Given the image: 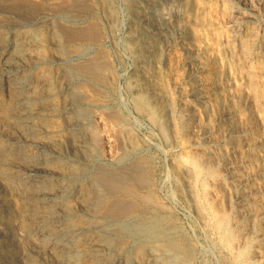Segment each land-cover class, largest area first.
Returning <instances> with one entry per match:
<instances>
[{
    "label": "bare ground",
    "instance_id": "1",
    "mask_svg": "<svg viewBox=\"0 0 264 264\" xmlns=\"http://www.w3.org/2000/svg\"><path fill=\"white\" fill-rule=\"evenodd\" d=\"M67 1L71 2V6L78 9L77 11L85 6L84 0ZM201 1L127 0L129 16L127 15V19L120 16L119 23L125 28L126 50L134 59L131 58L133 60V65L131 64L133 91L129 90L132 91L131 94L129 92V97L134 104L133 110L146 113L152 123H156L158 119L156 115L167 117V119H173L175 116L176 100H173L174 97L171 99L170 92L164 90L162 79L170 73L169 56L174 49L184 53L183 63L194 62L196 56L193 53L197 50L194 49V41L189 37L188 29L190 21L195 20L197 9L199 8L200 11ZM50 3L62 5L65 1L0 0V16L9 19L7 22L10 21L13 28L16 24H21L23 27L35 25L33 21L35 10L48 7ZM88 3H90L89 0ZM114 3L109 0L107 4L104 0L102 3H96L95 9L101 18L107 14L112 15L111 13L115 10L116 15L113 18L115 23H118L117 15L120 12H116ZM175 4H178L176 12L169 11L171 7H175ZM190 10L192 14L194 13L191 17ZM59 19L60 21L56 23H48L50 17L47 16L43 20L45 27H42L41 31L34 29L29 34L17 32L7 41H4L0 35V190L8 195V199H5L0 193V236L10 235L17 249L14 252L8 244H2L0 264H199V261L208 254L209 247L198 249L192 243L184 226L173 219L174 214L166 207L167 204H164L159 195L156 176L149 165L150 160L148 161L147 157L144 158V153H137L136 156L130 153L137 146V140L133 138L131 128H142L143 122L134 117L132 107L128 105L129 102L122 100L118 104V107L122 106L125 113L118 109L114 114L110 112L109 116L117 131L118 141L124 147L129 146L131 151L117 160L116 167L107 166L100 160L98 162L93 159L92 153L94 154V149L99 142V133L91 121L87 120L86 115L91 114L88 108L97 106L100 100L104 101L100 95L101 92L93 90L95 89L93 85L97 82L107 85L104 74L110 72L108 71L110 65L99 63L98 58L95 57L81 62L85 48L83 51L76 52V50H70V46L79 44L82 46L86 42L95 41L97 37L95 31L70 26V16L65 11ZM104 22L106 23V20ZM72 24L79 25V22L74 19ZM91 26L95 27L96 24ZM248 31L246 39H242L245 51L240 52H244L248 59L255 57L256 60L261 58L264 60V30L260 32L259 39H255L257 35L254 31ZM250 37L253 38L250 39ZM181 54L178 55L181 56ZM42 55H45L44 59H41ZM73 60L78 63L73 64ZM203 63L205 64L204 61ZM192 66L191 64L190 68ZM196 67V71H206L202 63ZM189 72L191 76L192 72L190 70ZM209 81L206 83L204 81L203 84H198L200 82L197 81L198 83L191 87L188 93L191 104L185 111L190 116H195L197 109L209 119L206 127L196 126L199 132L195 135L197 138V141H194L195 148H202L203 144L209 142L208 139L218 132L219 137L213 138L214 142H212L216 146L222 144V150L225 152L223 154L220 150L218 152L213 148L212 153L210 152L211 154L207 156L208 161L203 159L206 155H202V161L199 162L196 159L182 161L180 154H177L180 157L178 168L181 171L183 186L190 198L195 201L198 198L196 195L198 192H194V186L201 173L197 170L200 166H205L207 175L215 184L211 183L214 186V193L217 191L215 186L219 181H224L226 186L228 184V187L235 192V196L231 195L234 196L232 198L235 199L237 213L231 228L235 227L233 230L236 232L234 234L237 247L235 246L236 250L232 252L222 253L217 243L213 249H210L219 255L216 257L218 264H237L243 254L248 251L249 253L246 254L248 258L241 261L242 264H264V115L257 112L259 114L256 120L245 121L247 130L239 129L238 116L235 117L233 111L224 108L225 101L222 103L217 99L218 91ZM247 82H249L248 79ZM84 83L91 86L88 87L92 89V92L94 91V98L87 99L90 96L88 94L86 95L89 97L85 96L83 92ZM115 87L110 86L113 94L116 92ZM180 91L182 95V90ZM253 100V106L256 107ZM219 112L220 117L217 118ZM101 114L103 117V113ZM250 116L247 115V117ZM243 118L245 119V116ZM98 120L95 121L98 122ZM199 122L201 124L200 120ZM100 136L103 137L102 133ZM182 136L184 138V135ZM242 136H247V139L243 141ZM190 138L193 136L190 135ZM238 139L239 142L242 139L241 144L246 151V153L241 152L245 155L243 161L245 170L242 171L239 170L236 161H230L234 160V157L232 158L234 151L230 149H233L235 143L232 146L224 145L227 140L230 143ZM172 146L174 145L170 148ZM194 212L200 226L207 227L200 207L195 206ZM208 219L213 220V218ZM215 220L217 221V218ZM212 228L221 236L216 237L223 240L224 220L219 219Z\"/></svg>",
    "mask_w": 264,
    "mask_h": 264
},
{
    "label": "rangeland",
    "instance_id": "2",
    "mask_svg": "<svg viewBox=\"0 0 264 264\" xmlns=\"http://www.w3.org/2000/svg\"><path fill=\"white\" fill-rule=\"evenodd\" d=\"M63 1H65V3H62V5L61 4L59 5V4H56V3L55 4L54 3L53 4L50 3V5L48 7L38 8L37 10H35L36 13H38V12L41 13V14L40 13L36 14L34 12L33 21H35L34 22L35 25H28L27 27L24 26L25 28L21 24H16V27L13 28L12 24H10L11 22L10 21L7 22V20H9V19H7V18L4 19L2 16H0V35L2 36L4 41H7V39H9L11 36H13L14 33H17V32L20 33V34H29L34 29L35 30L39 29V31H41L42 27H45L44 26L45 25V23H44L45 21H43V20L47 16L50 17V20L48 21V23H50V22L56 23V22L60 21L59 17L61 15H63L64 11H65V13H67L70 16V19H69L71 21V25L70 26H73L75 28H83V29H87V30L90 29V30H94L95 31L94 33H96V36H97L95 41L86 42L82 46L80 44L76 45V46L71 45L70 46V50H76V52L78 50L80 52V51H83L84 48H85V50L83 51L84 53L82 55V59H80L81 62H84L87 59L95 57V58H98L97 61L99 63L101 62V63H103V64H105L107 66L110 65L108 67L109 68L108 71H110V72L104 74V77H105L104 80L105 81L107 80L106 81L107 85H105V83H102V82H97V83H95L93 85L94 88H95L93 90H97L99 93L101 92L100 95L102 96V100H104V101L100 100L97 106L88 108V109H90L92 115L90 114L91 117L89 115H86V118H87V120L89 122L91 121L92 125L95 127V129L99 133V135H98L99 136V139H98L99 142H97V145L95 147L96 149H94V154L92 153V155L94 156L93 159H95L98 162L100 160L102 163L106 164L107 166L109 165V166L116 167L117 166V160L121 156H124L125 154L126 155L129 154V152L131 151L129 146H127L128 148L124 147L118 141V139L116 137L117 136V131L114 129L113 122H111L112 121L111 120V116H109L111 114L110 112H112L114 114L118 109H120L122 112L125 113V111L123 110L122 106L118 107V104L122 100L126 101V103L129 102L128 105L131 106V107H132V105H134L131 97H129L130 94L133 91V89H131L132 88V83H131V72L132 71H131V69H132V65H133V60L134 59H133V56L131 55V53L126 50L125 28H124V26L121 25V23H119V19L121 17L124 18V19L128 18V16H129V14H128L129 13V8H128L129 5L127 3V0H125V1L124 0H112L113 3L115 2L114 3V8L116 9V12L117 11L120 12V13H118L119 17L117 15L118 23H115V19L113 18V16L116 15L115 14V10H114L113 13H111L112 15H108L107 14L105 17L103 16L102 18L96 12V9H95L96 6H97L96 3H98V2L102 3L104 0H89L90 3H88V0L87 1L84 0L85 1V3H84L85 6H83V8H79V11H77L78 9H76L75 7L71 6V2H68L67 0H63ZM105 1L108 4L109 0H105ZM202 1H204V2H202ZM202 1H201V5L199 6L200 7V11H199V8L197 9V14H196L197 19L195 17L194 21H190V27L188 29L189 37H191L193 39V41H194V47H195L194 49L197 50L195 53H193V55L195 54L194 56H196V57H194L195 58L194 62L183 63V59H184V56H185L184 53H182L181 51H178L177 49H174L171 52L173 55L170 54V56H169V59L172 60V61L169 60V64H170L169 66H171L170 73H169V75H166V77L164 79H162V81L164 80L163 82L165 83V84L162 83L163 87H164V90L166 89V91L170 92L169 96H171L170 97L171 99H172V97H174L173 100H176L175 103H174L175 104V116L173 117V119H170V118L167 119V117L162 116L163 117L162 118L161 116H159V115L157 116L156 115V117L158 119H156V123H154V122L152 123L150 121V119L147 118L148 116L146 115V113H140V112H138V111H136L134 109L136 111L135 112L133 110V107H132V110H133L132 112L134 114V117L136 116L140 121L143 122V127L142 128H138V129L136 127H132L131 128L132 129L133 138H135L137 140V142H136L137 146L135 148L136 150L134 149L135 152L131 151L130 153L134 154L133 156H136V155H138L140 153H142V154L144 153V155H145L144 158L147 157L148 161L150 160L149 161V165H150L151 170L154 171V176H156L155 177V181H156L157 187L159 188L160 197L162 198L164 204L165 205L167 204L166 207H168V209L172 212V214H174L173 219L176 220L177 223H180V224H182L184 226L187 234L191 237L192 243L194 245H196L198 249H201L202 247H204V248H206V247L208 248L209 247L208 250L211 253H213L211 249H213L215 247V245L218 243L219 247L221 248V252L222 253H226V252L229 253V252H232V251L236 250V247H237V245L235 244L236 243L235 242L236 236L234 234L236 232L233 230L235 227L231 228V226L234 225V221L233 220H234V218L236 216V213H237V211L235 210V207H236L235 206V199H233L234 196H235L234 190L229 188L228 184L226 186V183L224 181L223 182L219 181V183H216L217 186H215V187L217 188V191H216V193H214L215 191H213V187H214L213 185H215V184L212 183V180L209 178V175H207V169L205 168V166L203 167V166L199 165L200 167L198 166L199 168H197V170H198V172H201V173L199 174V178H198V180L195 183L196 185L194 186V192L195 191L198 192V193L195 192V193H197L196 195L198 196V198L194 201L193 199L190 198L188 193L185 191V188L183 186L184 185L183 184V180L181 178V171L178 168V166H179L178 162L180 160V157H181L182 161L183 160L193 161V159H196L199 162V161H202V159H201L202 155H206V156L203 157V159L208 161L207 160V156H209V154L212 153L213 148L217 149L218 152L220 150V152L223 153V154L225 152L224 150H222L223 149V145L222 144L219 145V146H216V145L213 144V142H214L213 138H215L216 136L219 137V133L218 132L213 134L212 138L210 137L208 139L209 142H205L203 144L202 148H199V147L195 148L196 144H195L194 141H197V138L195 137V135H196V132H199V128H197V127L198 126L200 127V125L201 126L203 125L204 127H206L208 122H209V119L206 116H204L202 112H198L197 109H196L197 112L195 111V113H196L195 116H192V115L190 116V114H187V112H186L187 109L190 107V104H191V102H189L190 101V99H189L190 96H189L188 93L190 92L191 87L195 83L200 82L198 84H203L204 81H205V83L208 82V80L211 81V83H212L213 87L215 88V90L218 91L217 99L220 102H222V103L225 101L224 102V106L225 105L226 106L224 108H228L231 111H233L235 113V117L238 116L237 117V121L239 120L238 122L240 124L237 121L236 122H237V127L239 126L238 127L239 129H243L244 128V130H247L248 126H247V124L245 126V124H244V123H246L245 121H247L249 119L250 120L252 119L253 121L256 120V118L258 117V114H259L257 112H261L262 115H264V109H263L264 105H262V103L264 104V97H263L264 96V92H263V90H264V87H263L264 86V84H263V82H264V78H263L264 77V60L262 58H261V60L260 59L256 60L255 57H252L251 59H248V58L245 57L246 54H244V52H240V51L244 50V47L242 46V41L244 39H246V35L249 33L248 30L254 31V33H256L255 35H257V36H255V39H259L260 32L264 30V0H259V1L258 0H202ZM126 3H127V5H126ZM87 4H89V5H87ZM118 5H119L120 8L118 7ZM176 5L178 6V4H175L174 5L175 7H171L169 11L175 10V12H176V9H177ZM63 7H65V8H63ZM89 7H91V8L88 9ZM121 8L124 9V10H122ZM72 10H73V12H72ZM200 12H202V13H200ZM193 14H192V11L190 10L189 11L190 17ZM81 15H83V16L81 17ZM93 17H95V18H93ZM74 19L79 22V25L72 24V21ZM84 20H85V22H84ZM105 20H106V23L104 22ZM113 21H114V23H113ZM195 21H199V22L196 23ZM94 23L96 24V26H95ZM91 25H93L95 27H92ZM19 27H21V28H19ZM190 30L192 32H190ZM112 32H113L114 35L112 34ZM109 33H111V34H109ZM196 34H197V36H196ZM213 34H214V36H213ZM105 36H107V37H105ZM196 37H198V39H196ZM214 37H216L217 39L216 38L214 39ZM252 38L253 37H250V39H252ZM214 40L216 42H214ZM94 42H95V44H94ZM101 42H103V43H101ZM104 43H106L107 45L104 44ZM121 44L122 45L124 44V45L122 46ZM196 44L199 46V49H197L198 46ZM202 47H204V48H202ZM77 48H80V49H77ZM88 49L90 50V52H89ZM201 50H204V51H201ZM197 52H199L198 53L199 55L197 54ZM239 53H241V55ZM178 54H181V56L178 55ZM102 55H104L105 57L102 56ZM119 55L121 56V58H120ZM87 57H89V58H87ZM42 58L44 59L45 55H42L41 59ZM201 59H202V61H201ZM119 60H121L122 62L119 61ZM104 61L106 63H104ZM203 61L205 62V64L203 63ZM72 63L75 64V63H78V61L73 60ZM199 63H202L205 66V70L206 71H204V72L196 71L197 70L196 66ZM191 64L193 65L192 68H190ZM258 67H260V68H258ZM189 70L192 72L191 73L192 79H191ZM188 72H189V75H188ZM222 72H224V73H222ZM111 75H112V77H111ZM213 76H214V78H212ZM113 77L115 78V80H114ZM219 77H220V79H219ZM208 78H210V79H208ZM215 78L217 79V81H216ZM206 79H207V81H206ZM247 79H248L249 82H247ZM256 79H257L258 82L256 81ZM259 79H261V80H259ZM112 80H113V82H112ZM166 81L169 82V83H167ZM260 81H261V83H259ZM100 83H102V84H100ZM108 83H110V84H108ZM171 84H172V86H171ZM258 84H260V85H258ZM109 85L113 86V87L116 86L115 87V91L116 92L114 94H113V89H111ZM88 86L89 85H86V83H84L83 87L85 89L84 90L82 89V90H83L85 96H87L86 94H88L90 96V97L87 96V97H89L87 99L94 98L93 97L94 91L92 92V89L89 88L91 86H89V87ZM108 86H109V88H108ZM99 90H101V91H99ZM110 90H112V91H110ZM129 90H132V91H129ZM180 90H182V93H183L182 95L180 93L181 92ZM102 92L103 93L105 92L106 94L105 93L103 94ZM110 92H111V94H110ZM129 92H130V94H129ZM226 93H228V94H226ZM108 95H109V97H108ZM115 98H116V100H115ZM251 99L252 100L254 99L253 102L256 103V104H254V105H256V107L253 106V103H252ZM183 105H185V107H183ZM107 106H109L110 108L107 107ZM177 107H179V108H177ZM229 107H231V108H229ZM205 108H207V107H205ZM256 108H258L257 109L258 111L254 110ZM259 108H261V109H259ZM105 112H106V114L104 115ZM101 113H103V117H102ZM255 113H257V114H255ZM246 114L248 116H250V115L251 116L247 117ZM104 116L107 117V119ZM180 116H181V118H180ZM184 116H186V117L184 118ZM244 116H245V119L243 118ZM218 117H220V112H219V114H217V118ZM252 117H254V118H252ZM182 118H183V120H182ZM95 120L96 121L98 120V122H96ZM171 120H172V122H171ZM199 120L201 121V124H200ZM196 124H198V125H196ZM169 125H171V127ZM241 126H242V128H241ZM149 127H151V128H149ZM157 127H159V128H157ZM193 127H195V129L196 128L197 129L195 130ZM101 128H102V130H100ZM173 128H174L175 131L173 130ZM191 132H193V133L191 134ZM101 133H102L103 137L100 136ZM181 134L184 135V138H185L186 142H185V140H183L184 138H183V136ZM171 135H172V137H171ZM190 135H191V137L193 136V138H190ZM181 137L183 139H181ZM241 138L244 141L245 139H247V136H242ZM187 139L190 140V142ZM165 140H167V141H165ZM210 140H211V142H210ZM241 140H240V142H239V139L235 140V141L232 140V141H230V143L227 140L226 144L224 143V145L232 146L235 143L233 145V149H230V150L234 151V154L232 155V158L234 157L233 158L234 160H230V161H232V162L236 161V163L238 164V168H240L239 170L242 171V170H245V168H244L245 164H243L244 163L243 161L245 159V155L242 154V153L243 152L246 153V151L244 150V148H243V146L241 144ZM236 141H238V142H236ZM171 145H174V146H172L170 148ZM176 146H177V148H176ZM235 147H236V149H235ZM192 150L193 151L195 150V151L192 152ZM177 154L178 155L180 154L179 155L180 157ZM195 154H196V156H195ZM173 155H175V156H173ZM190 156L192 157V159L190 158ZM174 157H176V158H174ZM177 157H179V158H177ZM182 157H183V159H182ZM170 161H172V163ZM192 169L194 170L193 166H192ZM221 171H223V169H221ZM177 173H179V175H177ZM169 175H170V177H169ZM222 175L223 176L225 175L224 172H222ZM200 182H202V183H200ZM210 187H212V188L210 189ZM228 188L230 190H232V191H230ZM201 189H202V191H201ZM211 192H213V193H211ZM232 192H234V193H232ZM0 193H1V196H3L5 199H8V195L4 191H1ZM208 193H210V194H208ZM231 194L234 195V196H232ZM213 196L215 197V201H214V197ZM228 196H229L230 199L232 197L233 198L230 200L228 198ZM205 197L206 198L209 197V198L206 199ZM218 200L219 201L221 200L222 203H220L221 201L219 202ZM192 202H194V203H192ZM205 202H206L207 205L205 204ZM195 206L200 207L201 213L204 214L202 217H203V220H205L204 222L207 224L206 225L207 227H201L200 223L198 222V220L195 219V217H197V215L194 212ZM210 207L211 208L213 207L214 210L211 209ZM220 209H222V210H220ZM187 211H188V213H187ZM215 214H217V216H215ZM212 215H213V217H212ZM205 217L207 218V221H206ZM208 218H211V219L213 218V220H210ZM216 218H217V221L219 219H221V220L223 219L224 220V228H223L224 232H223V237H222L223 240L220 239V238H217V237H221V236L219 235V233L214 232V230L212 228L214 223L217 222L215 220ZM192 219H193V221H192ZM209 220L211 222L213 221L212 224H211V222ZM210 226H211V228H210ZM204 229L207 230V231H205ZM208 230H210L211 232H209ZM192 233H194V234H192ZM202 234H204V235H202ZM9 236L10 235H8V234L0 236V238H1L0 239V246H2V244H8L9 248L12 251L16 252L17 251L16 246L12 242L11 237H9ZM205 236H206V238H205ZM208 237H210V238H208ZM224 238L227 239V240H225ZM219 239L221 240V242H220ZM195 240H197V241H195ZM217 240H218V242H217ZM204 241L205 242L207 241V242L205 243ZM214 241H216V242H214ZM200 245H201V247H200ZM223 247L226 248V249H224ZM209 251L207 252L208 254L205 255L199 261V264H211V263L212 264H218L217 260H216V257H218L219 255L216 254V253H213V255H212ZM2 252H5V251H2ZM248 253H249V251L244 253L242 259L240 260V262L236 261L237 264H242L241 261H244L245 259L248 258V255H246ZM209 260H210V262H209ZM234 264H236V263H234Z\"/></svg>",
    "mask_w": 264,
    "mask_h": 264
}]
</instances>
